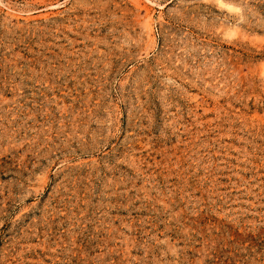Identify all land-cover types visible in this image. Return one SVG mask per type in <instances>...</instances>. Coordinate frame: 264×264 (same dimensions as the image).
<instances>
[{
    "label": "rangeland",
    "instance_id": "obj_1",
    "mask_svg": "<svg viewBox=\"0 0 264 264\" xmlns=\"http://www.w3.org/2000/svg\"><path fill=\"white\" fill-rule=\"evenodd\" d=\"M0 264H264V0H0Z\"/></svg>",
    "mask_w": 264,
    "mask_h": 264
}]
</instances>
